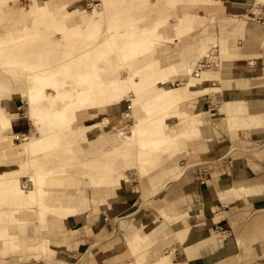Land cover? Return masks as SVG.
<instances>
[{"label": "bare ground", "instance_id": "6f19581e", "mask_svg": "<svg viewBox=\"0 0 264 264\" xmlns=\"http://www.w3.org/2000/svg\"><path fill=\"white\" fill-rule=\"evenodd\" d=\"M9 1L0 0V255L16 252L20 259L30 254L40 258L41 251L55 254L56 249L46 248V242L26 245L22 240L26 224H39L43 240L52 239L50 218L71 216L85 209L57 200L54 193H49V184L83 178L89 184L95 177L112 185L109 190L118 191L128 179L116 172L124 159L128 169L132 163L149 175L161 156L179 147V136H190L188 130L175 133L167 125L169 119L188 116V92L221 90L220 83L210 82H221L222 77L218 69H213L217 63L191 74L196 55L213 47L214 35H202L193 49L185 48L177 60L161 63L154 44L167 41V30L160 29L167 21L151 19L150 15L134 16L129 12L130 5L120 6L121 0L105 2L116 4L115 15H103L102 8L84 10L90 0H66L54 7L48 0H33L30 6L5 11L3 7ZM167 3L192 6L211 5L213 1ZM186 21L185 16H179L173 25L174 37L195 31ZM218 39L222 57L235 56L227 51L226 36ZM176 74L186 75L181 88L174 85ZM18 100L27 104L25 114L31 125L19 140L12 128L13 120L19 117ZM119 108H128L130 126L117 130L106 153L81 160L76 145L93 146L99 136L109 135L104 124L114 116L103 115L100 121H82V117L94 118ZM248 112L246 100L225 99L220 108L222 115L237 116L242 124L264 125V113ZM122 145L125 154L117 151ZM255 152L264 157V149ZM232 191L246 193L249 189ZM151 205L149 202L148 207ZM161 208L163 216L173 215ZM154 231L130 235L128 243L137 264H177L172 262L170 250L147 260Z\"/></svg>", "mask_w": 264, "mask_h": 264}, {"label": "crops", "instance_id": "0c3cea01", "mask_svg": "<svg viewBox=\"0 0 264 264\" xmlns=\"http://www.w3.org/2000/svg\"><path fill=\"white\" fill-rule=\"evenodd\" d=\"M128 5H130L129 12L135 16L153 15L156 18H163L170 15L171 19H174L175 22H178L179 14L185 17L192 16L190 25L195 30L206 29L208 32H215L214 24H211L212 21H210L212 20V17L215 19V15L217 13L226 12L228 10L212 11V9H208L206 6L199 5L194 7L181 6L179 9V5L172 7L168 5L167 0L120 1L121 7H127ZM212 12L214 13V16L212 15ZM248 13H250V11ZM249 17L251 18V24H247L246 30L241 28L246 31V38L245 42H241L242 45L240 47V52L250 55L247 59H253L255 62L254 67L247 65V68L246 66V72L252 73V70H254V72L259 73V75L247 76L246 74L241 73L243 71L235 74L232 73L229 78L232 83L228 89L231 90L228 91L231 95L228 98H233L234 100H246L249 107L248 114H256L264 112V86H262L264 84V46L262 45V41L264 39V21H261L262 17H258L256 22L253 15H249ZM233 20L235 22L238 21V24L242 21V19L237 18L236 16L227 17V19L224 17L221 20L222 22H219V30L221 31L225 27L231 29V26L236 25L233 23ZM207 21H210V24ZM260 22H262V24L260 28H258L256 25ZM166 35L167 41L164 43H158L155 48V54L161 63H166L171 59L178 58L179 54L191 44L187 38L181 37L180 40L182 41V46L178 48V50L171 54L168 53L166 56H163L164 54L158 55V46L170 42L169 40L175 38L173 36L174 34H169L168 30ZM159 51L166 52L164 49H160ZM194 97L195 96L191 98ZM209 100V96L206 95L204 98L197 100L193 106L196 108L211 107V110L214 109L211 113L216 115L213 119L211 115H206L202 118V114L204 112L203 110H194L189 107L190 110L188 112V116L176 117L171 123L168 122V129L170 131L181 133L182 131L188 130L190 136H179L178 142L181 148L180 151L173 155L166 156L160 164L152 169L149 179L146 178L141 181L143 185H155L153 187L154 190L150 192L152 193L150 199L153 195L159 194L165 189L163 195L164 199L156 203V205H153V207H150L152 208L150 209L152 213H154V208H156L161 202L166 209H169L170 204L173 202L175 205V211L182 210L186 213L187 210H189L190 212L189 224L188 226H185V229H187L191 223L194 225L200 224L197 228L192 230L195 237L200 238V240L195 244L185 245L186 256L182 261H188L191 264L197 255L203 253V250H208L206 251L208 255H216L218 252H222V248L219 247L220 240L217 239L214 233L208 232V234H210L209 236H207V232H204V234L203 231L206 229H220L227 227V229H230L233 233L235 227L244 225L248 227V233L252 234L256 232L258 228L260 229V227L262 228L264 226V212H258L255 214L257 211L264 210V157H258L256 154L247 152V155H245V163H243L241 160L235 161V157L230 155V151L233 147L253 152L264 149V125L251 126L248 124V127H239L238 125L230 124L228 127V121L218 112L216 106H211ZM237 122V119L232 120V123ZM19 125V123L14 121L12 123L13 131L18 134L19 131H21V127H19ZM203 133L205 134V137H207V140L210 139L209 141L213 142L212 153L215 157H217V159H219L217 160L215 169L217 177L220 178L219 182L223 184H226L227 181L229 182V185L222 186L216 179L217 182L215 183V187L218 189L219 197H231L228 199L227 203L217 201V191L207 188L206 185L204 186L205 179L209 181L213 178L209 169H202L201 166L196 165L194 168H189L186 171V168H179L176 164L178 157L182 154L196 151L199 148L201 149L204 144V141H201L204 137ZM234 133H236L237 136ZM229 147H231V150H228ZM75 148L78 153V157L81 160H84L87 157L100 154L101 144L97 143L93 146H88L81 143L80 146L77 144ZM240 187L249 189V191L246 193L241 192L242 195L236 194L232 191V189ZM89 188H91L90 184L88 185L87 182H81L77 187L72 186L67 189L57 190L54 192V197L68 206L71 205L78 208H87L89 203L87 200L86 189ZM100 192L102 194L99 196L101 197L99 206H103L105 209H108L107 203L109 200L119 198V194L117 193L118 191L109 190L103 187V190L101 189ZM137 206V209L135 207L131 212L115 219L114 222H122L123 218L140 212L141 207H139V205ZM86 210L84 209L82 212L71 215L73 216L72 221L74 222L71 223L66 232H63L62 234L57 233L56 231H58L60 227L64 226L68 220L67 218L70 216H56L52 219L50 218L48 228L52 233V239H49V246L55 247L56 253L48 254V262L46 264H63L64 262H68L59 256L60 253L78 249L75 247L73 248V243L79 241L83 238V235H85L83 229L84 225L80 222L78 215ZM144 219L145 217H139L137 221L135 220L132 223L131 227H127V230L124 231L126 236L123 233L116 236L118 230L111 231L109 237L113 238L110 242L106 244L104 243L105 249L101 250V255L97 260L94 258L92 252L89 253V251H84L83 254L86 253L88 256V264H105V261L106 264H127V260L124 262V259L128 256L127 250L129 246V237H131L130 235L133 234L135 230L144 228L148 225ZM105 224L109 227L110 221L106 219ZM203 226L204 230H201ZM31 231H33V234H30ZM41 231L42 228L39 224L28 223L25 234L26 243L28 245H36L40 243L42 241ZM104 231L105 230H100L99 234L104 236ZM54 232L57 233V237H60L59 240L54 239ZM239 241L242 242V239L238 238L235 241L234 250L232 249L233 247L231 248V251H233L232 255H236L237 252L240 251ZM206 242L207 245H205ZM47 243L48 239L46 241V245ZM243 245L247 247L248 244ZM79 247H83V243H80ZM222 247L224 248V246ZM258 247L259 250L264 253V239H262L261 243L258 244ZM204 255L206 256V254ZM7 261H12V264H18L20 262L19 259L3 260L0 258V264H6ZM252 261L250 259L247 264ZM258 264H264V259L262 258L258 261Z\"/></svg>", "mask_w": 264, "mask_h": 264}, {"label": "rangeland", "instance_id": "374dc122", "mask_svg": "<svg viewBox=\"0 0 264 264\" xmlns=\"http://www.w3.org/2000/svg\"><path fill=\"white\" fill-rule=\"evenodd\" d=\"M106 1L108 0H90V3L87 5L86 9L84 10L90 11L93 7H95L99 10L102 8L104 10L103 15L104 13H107L110 15L117 14L118 7L116 6V4H109V3L106 4L105 3ZM212 1L213 3L211 5H204L203 3H199L198 5L206 6L208 9H212V11H216V10L224 11L225 9H228L226 12L217 13L215 15V19L214 17H212V20H210L212 21L211 24H214L215 32L214 31L208 32L206 29H196L195 31L191 33H187V34L184 33L182 36H178L177 38L175 37L174 39L169 40L170 42L159 45L157 54L158 55L164 54L163 56H166L168 53L169 54L174 53L176 50H178V48L182 46V41L180 40L181 37L182 38L185 37L187 38V40L191 42V44L188 47L192 49L196 41L202 35L210 34L216 37L214 39L215 42L213 44V47L210 50L202 51L196 55L195 57L196 61L194 62L195 64L191 70V74H194L193 72L197 70L202 71L204 68H210L213 66V63H217V66L213 69L219 70L218 72L220 76L222 77V81L218 82L216 80H211L210 83L212 85H217L218 83H220L221 90H216V91L209 90L205 92H198L196 90H193V91H189L188 92L189 94L186 97L187 100H189L191 97L195 96L194 98H191L189 100V106L193 108L194 110H203L204 112L202 114V118L206 115L208 116L211 115L213 119L214 117H216V115L211 113L214 111V109L211 110V107L209 108V106L196 108L193 106V104H195L196 101L199 100L200 98H204L207 95L209 96V99H210L209 103L211 104V106L213 107L216 106L218 112L220 113L222 101L225 99H233V98H228L231 95L228 92V91H231V90H228L230 87L224 86V84L227 82H229V84L232 83V81L229 79L232 73L235 74V73H240L241 71H243L241 73L242 74L244 73L247 76L249 75L258 76L259 75V73L254 72V70H252L253 71L252 73L246 72V66L251 65L254 67L255 62H252L249 64V61H254V60L253 59L248 60L247 58L250 57V55L241 53L240 47L242 45L241 42L242 41L245 42L246 26L247 24L249 25L251 24V21H250L251 18L249 17V15H253L255 17V22L257 18L261 16H263L261 21H264V14H263L264 0L263 1L261 0H212ZM64 2H66V0H48V3L51 7L56 6L57 3L59 5V4H63ZM8 3H9L8 5L3 7L5 11H13L14 9L18 7L30 6L32 5L33 0H10ZM95 4L97 5V7L94 6ZM168 5L172 7L171 4H168ZM181 6L183 7L184 5H179V9L181 8ZM194 6H197V4L192 5V7ZM249 11L250 13H248ZM251 12H254V13H251ZM213 14L214 13L212 12V15ZM223 14H226V15H223ZM231 16H236L237 18L242 19V21H240L238 24V21L235 22L233 20V23H235L236 25L231 26V29H229L228 27H225L224 29L220 31L219 22L222 20V18L225 17V19H227V17H231ZM149 17L151 19L154 18L153 15H150ZM186 18H187L186 22H189V25H190L192 16H186ZM162 19L166 20L167 24L161 27L160 29L168 30L169 34H175L174 26H173V24L176 23L175 20L171 19L170 15L163 17ZM210 21H207V22L209 23ZM259 24L256 25L258 26V28H260L262 22H260ZM241 28H244L245 30H242ZM225 36L227 38V47H226L227 51L229 53L235 54V56L222 57V55L219 53L218 49H219L220 43H219L218 38L225 37ZM157 44L158 43L154 44L155 48ZM262 45L264 46V39L262 41ZM160 49H164L166 50V52L159 51ZM177 59L178 58L171 59L170 61H174ZM200 63L203 65H199ZM174 78H175L174 85L178 86L179 88L185 85V82H186L185 74L184 75L176 74L174 75ZM262 86H264V84ZM17 103H18L17 109H18L19 117H17L13 121L19 123L20 124L19 127H21L20 129L21 131H19L20 134H17V140H19L21 138V133L27 132L31 128V125L25 114L27 111V104H25V102L21 100H18ZM127 109L128 108H119L116 110L109 109V110L101 112L98 116L94 118L85 117V116L82 117V121H89L92 119L100 121L102 120L103 115L104 116L105 115L114 116V117H111V119L104 124L106 125L105 131H109L111 133L107 136H99V138L96 140L97 143L101 144L100 153H103V154L106 153L105 150L109 147L110 141L114 139V137L117 136L118 129L128 128L130 126L132 117L126 114V111H128ZM227 114L228 113L224 114L223 116L228 121V127L230 126V124L238 125L239 127H248L247 126L248 124L247 125L242 124L241 119L239 120L237 116H234V117H237V118H234L230 114L228 115ZM234 119H237L238 122L232 123V120ZM172 121L173 120L169 119L167 121V125H168V122L171 123ZM234 134L236 135V133ZM203 135L204 137L202 138L201 141H204L203 142L204 144L201 147V149L199 148L196 151H191L189 153L182 154L181 156L178 157L176 164L179 166V168H182V169L186 168L185 169L186 171L189 168H194V166L196 165L201 166L202 169H209L213 178L212 180H209V181L205 179L204 186L206 185L207 188H211L214 191H216L215 190L216 187L215 186L213 187L212 184L216 183L217 181L219 182V179H220L219 177H217L216 172H215L217 160L219 159H217V157H215V155H213L212 153V149H213L212 143L213 142L209 141L210 139L207 140V137H205L204 133ZM85 145H88V144H85ZM127 148L129 149V147ZM180 149L181 148L179 146L177 149L172 151L170 154L168 153V154L161 156V159L159 160L158 164H160V162H162V160L166 156L173 155L179 152ZM228 150H231V147H229ZM232 150L230 151V155L232 157H235L234 160L235 161L241 160L243 163H245V155H247V152L256 154L255 151L254 152L250 150L247 151V150H243V149H239L235 147H233ZM117 151L120 152L121 154L123 153L125 154L126 152L125 145L120 146L117 149ZM65 155L67 154H64L63 156ZM126 165H127L126 160L124 159L123 163L121 164V166L118 167L116 172L119 171L120 174L127 175L128 179L125 181V185L123 187H120V189L117 192L119 194V198L109 200V202L107 203L108 209H105L103 206H99V203L101 201L100 199L101 197L99 196H101L102 194L100 190L101 189L103 190V187L110 189L109 187H113V186L107 185L105 182L96 181L95 177H92L89 179V184L91 185V188L87 189L86 191L89 206H87V208L84 207L85 210L86 209L87 210L81 213L80 215H78L80 222H82V224L84 225L83 229H84L85 235H83V238H81L79 241L73 243V248L75 247L78 249L73 250V251L71 250L64 251L63 253H60L59 256L68 261V262H64L63 264H84V263L88 264V256L86 255V253L83 254L84 251H89V253L92 252L94 255V258L97 260L98 257L101 255L100 254L101 250L105 249V244L110 242L111 239L113 238V237L112 238L109 237L110 232L114 230H118V233L116 234V236H119V234L121 233H123L126 236L124 231L127 230V227L128 228L131 227L132 223L135 220L137 221L139 217H142V218L145 217L144 220L146 221V224L148 225L145 226L144 228H139L135 230L134 233L143 234V233H150L151 231H153V229L156 230L154 231L153 234L150 235L153 242H152V245H150L148 249L149 251L147 253V260H150V256L156 255L157 253L160 254L161 252H164V250H170L172 251L171 260L173 263L191 264L188 261H182L183 259H185V256H186L185 245L186 244L192 245V244L197 243L200 240V238L195 237V235L192 232V230L197 228L200 224L194 225L193 223H191L189 227L185 229V226L186 225L188 226L189 224L190 212L189 210H187L186 213L182 210L175 211L174 210L175 205L173 202L172 204H170L169 209H166L162 205V202H161L156 208H154L155 209L153 211L154 213H152V211H150V209L152 208L150 207H153V205H156V203L164 199L163 195H164L165 189L159 194L153 195L150 199V196L152 194L150 192L154 190L153 187L155 185L153 186L146 185V184L143 185L141 183L142 180L146 178L149 179L150 174L146 175L145 171L143 172L139 171L136 168V166H134L132 163L129 164V167H130L129 169L127 168ZM85 180L86 179L84 178L83 180L66 179L59 183L54 182V183L49 184L51 186L49 187L48 191L49 193L52 194L56 192L59 188L71 187L69 186L71 182L74 187H77L81 182H85ZM228 183H229L228 181L226 182V184L219 182V184H221L222 186L229 185ZM236 194L242 195V193H236ZM230 198H221L219 197V194H218L217 201H222L223 203H227L228 199ZM149 202L152 203L150 207H148ZM137 205L141 207L140 212L123 218L122 222L121 221L114 222L115 219H117L120 216L126 215L128 212H131L135 207L137 209L138 208ZM161 207L164 208L163 210L164 213L166 214L171 213L173 215L171 217L163 216ZM207 207H208V204H207ZM258 212H264V210L257 211L255 214H257ZM67 219L68 220L66 221L64 226L60 227V229L56 231L57 233L62 234L63 232H66L69 225L74 222L72 221L73 216H70ZM106 219L110 221L109 227H107L105 224ZM27 227H28V223L25 226L24 233H22V240L25 241L26 245H28L25 240V237H26L25 234H26ZM11 230L15 231L16 230L15 226L14 227L12 226ZM100 230H105L104 236L99 234ZM201 230H204V226L202 227ZM56 232L53 233V237L54 239L59 240L60 237H57ZM204 232H207V236L210 235L208 234V232L214 233V235H216L217 239L220 240L219 247L222 248V252H218L216 255H208L206 252L208 250H203L202 251L203 253H200V255H197V257L192 261V264H247V262L250 259L251 261L252 260L254 261H252L249 264H256V263L258 264V261H260L262 258L264 259V253L261 250H259V247H258V244L261 243L262 239H264V226L262 228L260 227V229L258 228V230H256V232L252 234L248 233V227L244 225L235 227L233 233L230 229H227V227H223L220 229L210 228V229H206L205 231H203V233ZM30 234H33V231H31ZM238 238L242 239V242L239 241L240 251H238L236 255H232L233 251H231V248L233 247L232 249L233 250L235 249L234 248L235 241ZM49 239L50 238H48V243H47L48 246L46 248H48L50 245ZM46 241L47 239L45 238V240H43V237H42V241L40 243H43ZM80 243H83V247H79ZM243 244H248V245L246 247ZM205 245H207V242ZM30 246H33V245H30ZM129 246L127 250L128 256L124 259V262L125 260H127L126 261L127 263L132 262L131 264L133 263L137 264L138 263L137 256L133 253V251L131 250ZM222 246H224V248ZM154 251L155 253H153ZM48 254H49V251H41L42 256L40 258L39 257L37 258L34 255L30 254V257H28L29 255H27L26 258L24 257L20 259L19 254H16V252L15 253L7 252V253H4V255H0V258L3 260L4 259H11V260L19 259L20 262L18 264H46L48 262ZM204 254H206V256ZM46 258H47V261H46ZM6 264H12V261H7ZM105 264H106V261H105Z\"/></svg>", "mask_w": 264, "mask_h": 264}]
</instances>
